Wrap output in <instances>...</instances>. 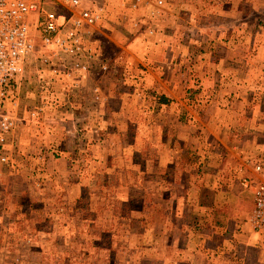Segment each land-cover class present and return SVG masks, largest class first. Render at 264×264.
<instances>
[{"label": "rangeland", "instance_id": "374dc122", "mask_svg": "<svg viewBox=\"0 0 264 264\" xmlns=\"http://www.w3.org/2000/svg\"><path fill=\"white\" fill-rule=\"evenodd\" d=\"M87 1L89 8L103 6L92 38L101 40L109 67L93 81L94 100L83 106L74 86L84 75L54 78L39 47L18 79L17 105L5 107L21 122L9 140L14 167L1 185L0 264H180L185 240L204 224L200 207L212 200L231 205L230 195L242 193L235 173L226 172L231 159L215 163V143L264 171V0H126L124 7L118 0ZM41 6L69 14L47 0ZM42 16L33 19L36 38ZM158 44L168 55L163 64H148ZM203 69L215 72L216 83H200ZM225 70L227 81L219 75ZM101 84L115 96L113 110L99 102ZM213 84L220 91L208 92ZM160 96L168 99L164 106ZM175 116L186 124L187 154L170 153V169L152 178L142 170L158 159L147 154V135ZM166 135L177 140L176 133ZM155 138L166 146L161 135ZM119 143H132V154L115 160L108 151ZM108 156L118 170L104 171ZM229 178L236 180L230 191L222 184ZM123 182H132L133 191L130 202L120 203ZM203 230L216 244V235Z\"/></svg>", "mask_w": 264, "mask_h": 264}, {"label": "crops", "instance_id": "0c3cea01", "mask_svg": "<svg viewBox=\"0 0 264 264\" xmlns=\"http://www.w3.org/2000/svg\"><path fill=\"white\" fill-rule=\"evenodd\" d=\"M107 4V0H102ZM121 7H124V2L126 0H118ZM85 7V6H84ZM122 10V9H121ZM137 13V12H136ZM102 19V17H101ZM95 31V30H94ZM89 47L91 48L93 54L95 55V58L91 60L90 62V71H88L86 74H83L84 76L81 77L79 80V85L78 86V81L76 82V88H78L77 93L82 94L80 96L81 98V104L85 106V100H94L93 99V88H96L95 85L93 84V81L97 79L99 73H102L100 71L99 65L102 63L103 57H102V48H101V43L100 39H95L92 38V35L89 37ZM169 46V45H168ZM159 44L158 46H155V50L149 53L147 61L148 64H163V59L165 55L167 56L168 53H163V52H158L157 50L159 49ZM155 52V53H154ZM215 55V52H213ZM215 57V56H214ZM150 59H155V60H150ZM95 60V61H94ZM92 64V65H91ZM157 66V65H156ZM225 70L223 73L220 72V78L223 81H227V76H224L226 74ZM151 73V71L149 72ZM153 74V72L151 73ZM156 72L153 74L154 77ZM198 78L200 80V83L203 84H208L210 86V83H216L215 79V72H210L207 69H203L199 71ZM227 75V74H226ZM229 78V77H228ZM73 82V81H72ZM71 83V82H69ZM69 85V84H68ZM67 85V86H68ZM110 85V81H109ZM163 85H165L163 83ZM102 88L99 89V95L101 97L99 98V102L102 107H104V110L106 111L107 108L110 110L112 109V105L109 103L112 102V100L115 98L114 95H111V90L104 88V84H101ZM72 87V86H70ZM89 89L88 92L86 90ZM165 88V87H164ZM167 91L168 89L165 88ZM108 91V94H105L104 91ZM72 91V90H71ZM102 91V92H101ZM220 91V87L217 86L216 84L211 85V88L209 89L208 92H217ZM116 92V91H115ZM86 93V96H85ZM93 95V96H92ZM119 96V94H118ZM86 97V98H85ZM79 99V95H78ZM76 101L79 100H74L73 104L69 107H74L76 106ZM160 103L158 105L164 106L162 104H167L168 99L164 96H160L159 100ZM62 103V102H61ZM139 103V102H138ZM64 103L63 105H65ZM67 105V104H66ZM78 107V105H77ZM139 108H142V104L138 105ZM143 109V108H142ZM147 109V107H146ZM155 111V109H154ZM116 112V111H115ZM106 115V113H105ZM103 116V119L105 117ZM110 115H116V113L112 112ZM118 116H125L122 111H120ZM157 117H152L151 118V125H156L158 123ZM156 119V120H154ZM195 118V121L202 123L201 120ZM184 119L181 116H175V118L171 121L165 120L164 125L162 126L161 130H155L153 133L147 135L148 136V149L147 154L149 156L154 155L158 159L154 160V163L150 161L151 164V169L147 170L148 166L144 165V168L142 167V170L145 169L146 173L151 175L152 178L154 176V171H159L162 170L168 171L169 168V156L170 153L172 155L178 154L180 155L181 153H186V145L184 146L183 143H186L188 139L185 137V132L184 129L186 124L183 121ZM149 124V123H148ZM165 126H169L168 130L165 129ZM206 128V127H205ZM121 133V132H120ZM167 134L170 133H176L178 134L177 140H174V136H167ZM72 136L74 134H71ZM161 135L163 140L166 141V146L163 145L162 142H156V136ZM13 134L10 136L9 140L11 141V137ZM123 136L124 133H123ZM217 139V138H216ZM127 142V140H126ZM148 143V142H147ZM119 143V148H115V152L108 151L109 154H115V160H120L116 159V156L118 154H127L130 155L132 154L131 152V147L132 143H127L125 145H120ZM182 144V145H181ZM221 144V143H220ZM220 144L215 143L216 147H219L218 150L214 153L213 157H217L215 163H220L221 160L227 156L231 159V166L226 167V172L230 174V172L235 173V176L237 177V182L234 180L233 182H230L229 179H225V181L222 184H226L228 187H230L229 191L231 190V183H238V186L240 185L239 180L242 177H253V178H258L257 174L253 171V167L256 165L257 162H252L247 158H244L243 155L233 153L231 150H229V153L226 154L224 150L219 151L220 149ZM210 146V145H209ZM115 147V145H114ZM159 148H162L159 149ZM214 148V147H213ZM59 149H62L61 147ZM173 149V150H171ZM205 152L204 154L209 153L208 146L204 147ZM63 150V149H62ZM157 152H156V151ZM197 150V148H195ZM117 152V153H116ZM187 154V153H186ZM182 155V154H181ZM209 156H204L203 158H208ZM122 159V158H121ZM106 162V161H105ZM114 161L112 160L111 157L108 156L106 166L105 168L102 166L105 172H113L115 171L119 166L114 165ZM200 163H203L200 161ZM199 163V165H200ZM215 165V164H212ZM211 165V166H212ZM214 167H218V165H215ZM130 168L135 169L136 164H130ZM118 170V169H117ZM132 182H123L122 184H119L120 187L124 188V190L121 193L116 194L117 198L120 199V203L122 202H130L129 198L131 199V194H132V189L130 190ZM240 190L242 193H239L237 195H230L233 197L231 201V205H226L225 202L220 203L214 202L212 200L211 204H206L204 206L200 207V210L197 213V219L200 217V221L204 222V224L196 225L195 231L193 235V239H188L189 241L185 240V250L183 252L184 257L179 258L178 263H183V264H264V231H255L250 218H251V213H252V208H253V202H252V192L251 190H245L241 186H239ZM203 218V219H202ZM209 228L210 229V234L216 235V238L218 239L216 244H213L212 240L208 243V238L203 234V229ZM222 246V247H221ZM224 246V247H223ZM191 253V254H189ZM189 254V255H188ZM188 255V256H187ZM170 264V263H169ZM175 264V263H174Z\"/></svg>", "mask_w": 264, "mask_h": 264}, {"label": "built area", "instance_id": "2783aa9c", "mask_svg": "<svg viewBox=\"0 0 264 264\" xmlns=\"http://www.w3.org/2000/svg\"><path fill=\"white\" fill-rule=\"evenodd\" d=\"M47 1L68 10L69 14L44 12L42 0H0V192L5 172L14 167L10 160L9 138L21 122L5 107L10 103L17 105L18 79L24 73L28 59L36 55L40 47L45 51L40 62L44 67H50L53 77L71 80L88 72L90 62L95 58L88 40L101 20L103 6L89 8L85 6L87 0ZM139 1L135 0V3ZM157 5H162V0H158ZM40 12L43 13L42 22L38 25L41 34L36 38L37 28L33 19ZM99 68L106 73L109 67L100 63ZM43 70L38 73H43ZM254 170L259 176L257 182L242 177L239 183L243 189L252 192L250 221L254 230L264 231V171L260 166H254Z\"/></svg>", "mask_w": 264, "mask_h": 264}]
</instances>
